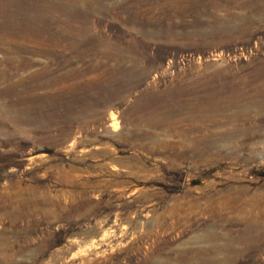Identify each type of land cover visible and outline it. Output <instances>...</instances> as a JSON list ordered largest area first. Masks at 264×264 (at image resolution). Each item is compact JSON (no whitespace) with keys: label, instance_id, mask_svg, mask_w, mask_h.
I'll return each instance as SVG.
<instances>
[{"label":"rangeland","instance_id":"rangeland-1","mask_svg":"<svg viewBox=\"0 0 264 264\" xmlns=\"http://www.w3.org/2000/svg\"><path fill=\"white\" fill-rule=\"evenodd\" d=\"M0 264H264V0H0Z\"/></svg>","mask_w":264,"mask_h":264},{"label":"bare ground","instance_id":"bare-ground-1","mask_svg":"<svg viewBox=\"0 0 264 264\" xmlns=\"http://www.w3.org/2000/svg\"><path fill=\"white\" fill-rule=\"evenodd\" d=\"M43 97V96H42ZM46 102V101H45ZM29 103V102H28ZM39 103H41L40 101H39ZM38 103V104H39ZM30 106H31V104H30ZM109 126H111V127H113V123H109ZM113 130H114V128H112ZM119 168V167H118ZM65 201V200H64ZM91 259V258H90ZM89 261V260H88Z\"/></svg>","mask_w":264,"mask_h":264}]
</instances>
